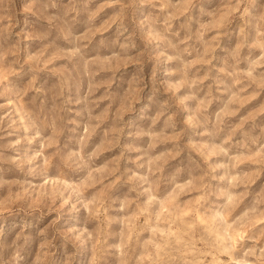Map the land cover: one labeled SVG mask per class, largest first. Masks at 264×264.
Returning a JSON list of instances; mask_svg holds the SVG:
<instances>
[{
  "label": "rangeland",
  "instance_id": "1",
  "mask_svg": "<svg viewBox=\"0 0 264 264\" xmlns=\"http://www.w3.org/2000/svg\"><path fill=\"white\" fill-rule=\"evenodd\" d=\"M72 227L67 255L28 241ZM17 249L264 264V0H0L4 264Z\"/></svg>",
  "mask_w": 264,
  "mask_h": 264
},
{
  "label": "clouds",
  "instance_id": "2",
  "mask_svg": "<svg viewBox=\"0 0 264 264\" xmlns=\"http://www.w3.org/2000/svg\"><path fill=\"white\" fill-rule=\"evenodd\" d=\"M51 211V209L49 210ZM26 215H32L31 210H25ZM48 215V212L41 211L40 218ZM36 219V217H33ZM27 228H32L34 225L29 222L25 225ZM87 234V236H86ZM90 237L87 228L77 229L75 227L69 228L67 232H63L60 229H55L54 231L48 232L46 235H41L39 232H29L28 241L32 244L43 243L44 247L41 248V255L43 256L45 252L48 253L49 257L53 256L58 247L64 249V254H68L69 246H76L77 244H82L87 238ZM25 257L20 254L19 249H17V254L12 256L7 260V264H24ZM0 264H4L3 258H0Z\"/></svg>",
  "mask_w": 264,
  "mask_h": 264
}]
</instances>
